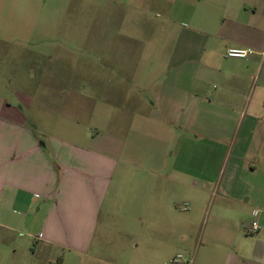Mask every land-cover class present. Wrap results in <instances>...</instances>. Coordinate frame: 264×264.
Instances as JSON below:
<instances>
[{
  "label": "crops",
  "instance_id": "1",
  "mask_svg": "<svg viewBox=\"0 0 264 264\" xmlns=\"http://www.w3.org/2000/svg\"><path fill=\"white\" fill-rule=\"evenodd\" d=\"M73 1L0 0V264H264V0H180L176 12L178 0H111L95 15L119 16L122 30L103 25L70 69L76 127L98 121L64 137L10 97L33 105L60 79L47 33L63 30ZM152 5L167 24L184 15L188 34L163 58L127 55L126 38L139 39L119 33L168 26L150 25ZM255 212L262 229L249 235Z\"/></svg>",
  "mask_w": 264,
  "mask_h": 264
},
{
  "label": "rangeland",
  "instance_id": "2",
  "mask_svg": "<svg viewBox=\"0 0 264 264\" xmlns=\"http://www.w3.org/2000/svg\"><path fill=\"white\" fill-rule=\"evenodd\" d=\"M175 4L174 12L178 11V9L185 6L181 3L180 0L173 1ZM112 4L111 0H75L73 1V5H71V8L67 13L62 17L63 20V30L56 33H47V41H53L56 42V50L51 52V48L47 46L46 52L51 55L60 56L62 58V64H61V75L59 80L48 81L46 83V95L44 97H38V103L35 102V104L31 105H25L21 101V97H10V100L16 105L18 102H21L22 105L27 109L28 106H31V109L38 110L39 115L41 117V125L47 124L49 126H52L50 128L45 127V130L51 131L53 134L61 135L64 137L70 136L71 131H77V133L74 136L83 135L84 131H87V133H92V129L90 126H93L96 124L95 121H98V113H95L94 116L88 117L87 119H90L89 122H83L82 128L78 129L75 125V120L72 118L73 116V109L70 105V99L73 97L69 96L68 89H71V67L73 64L71 63L73 59H81L86 57V50H87V44L91 41H102L105 37V33L102 31V26L109 24L114 27H120L122 30V21L119 19V16H102V15H95L96 13L100 12L104 8L110 6ZM83 7L85 10V14L79 13L77 10L74 13V10L76 8ZM118 9V8H116ZM93 12L92 14H90ZM162 11L159 9H156L155 6L152 5L151 8V14L147 15L150 25H154L157 27L160 26H166V28H160L158 31L152 32V31H138V32H122L119 33L121 36H127L128 34H131V36H136L139 39V42H136L138 44V47L133 48L130 47V43H134L131 41L130 38H126L125 42L127 44V48H125L127 55L132 54H138L142 55V57H152L153 59H159L165 57V49H164V43L171 39H185V34H188V32L185 31V16L179 13V21L178 25L175 26L174 24H171V22H166L167 18L164 16ZM78 13V14H77ZM185 14V13H184ZM183 17H182V16ZM143 18V17H142ZM173 18H178L173 17ZM136 19V17H135ZM75 22L77 26H82L79 29L75 31H68L66 28H69V24L72 22ZM136 22V21H135ZM141 25L140 23H137ZM93 26V31L87 32L84 30L85 26ZM144 25V24H142ZM147 25V24H146ZM98 27V29H94ZM128 27V26H127ZM142 27V26H140ZM129 28V27H128ZM120 40H123L120 38ZM87 41V44H86ZM150 41H156L159 43V47L156 49H151L149 47H145V42ZM140 46V47H139ZM150 66V65H146ZM154 67V65H152ZM158 67L160 65L158 64ZM150 69L148 68L147 71ZM154 71V70H152ZM157 74L159 77L162 75L161 70H157ZM162 79L158 80V88L157 93L160 96L159 89L162 84ZM75 83V87L73 88H79L81 86V81H73ZM52 85V86H51ZM211 89L213 90V86H211ZM54 92V95L53 93ZM51 93V94H50ZM103 97L98 96L96 97L98 103H102ZM156 98V97H155ZM111 100L115 104H118L117 99L118 97H110ZM121 99V98H120ZM110 115V118L112 121H119L123 119L124 115L126 116V120H129V117L133 118L136 113L134 112H117L113 111L108 113ZM145 115V113L142 114V116ZM40 119V118H39ZM44 130V127H41ZM172 146L171 144H168L167 142L160 143V146ZM89 146V145H85ZM197 144L195 142L191 143H185V151L194 153L197 152ZM162 151L159 149V152ZM208 220V219H207ZM206 220V221H207ZM15 243H18L14 240ZM25 242V241H24ZM31 241V245H32ZM21 244V242H19ZM25 247V244L24 246ZM183 252V251H182ZM184 255V254H183ZM31 264H37L36 262H44V260L34 257L30 255Z\"/></svg>",
  "mask_w": 264,
  "mask_h": 264
},
{
  "label": "built area",
  "instance_id": "3",
  "mask_svg": "<svg viewBox=\"0 0 264 264\" xmlns=\"http://www.w3.org/2000/svg\"><path fill=\"white\" fill-rule=\"evenodd\" d=\"M253 51L251 50H244V49H229L226 53L227 57L229 58H236V59H247ZM188 204H185L183 207V210L188 209ZM254 219L250 223L247 233L249 235H257L261 231V224L259 222V212L254 213ZM190 260L183 254H178L175 257H173L170 261V264H189Z\"/></svg>",
  "mask_w": 264,
  "mask_h": 264
}]
</instances>
